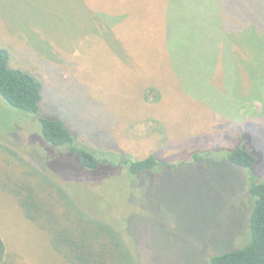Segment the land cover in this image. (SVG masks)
I'll return each mask as SVG.
<instances>
[{"label":"rangeland","instance_id":"rangeland-1","mask_svg":"<svg viewBox=\"0 0 264 264\" xmlns=\"http://www.w3.org/2000/svg\"><path fill=\"white\" fill-rule=\"evenodd\" d=\"M190 1L203 5L199 25L188 19L187 0H0L9 68L39 79L43 113L111 164L81 169L41 143L37 123L1 97L0 147L120 232L137 264H208L244 246L249 173L224 161L225 150L254 155L252 174L264 181V73L258 81L253 72L263 42L223 33L221 1ZM149 88L158 102L145 100ZM150 155L169 167L130 178L117 166L122 156ZM6 175L0 183L12 181ZM0 240L11 264H65L5 192Z\"/></svg>","mask_w":264,"mask_h":264},{"label":"trees","instance_id":"trees-1","mask_svg":"<svg viewBox=\"0 0 264 264\" xmlns=\"http://www.w3.org/2000/svg\"><path fill=\"white\" fill-rule=\"evenodd\" d=\"M184 5L188 19L192 23L203 22L196 15L201 3L187 0ZM228 19L224 21L223 33L241 31L252 39L263 42L264 47V0H218ZM169 2V10L172 11ZM170 11L168 16L170 18ZM226 19V18H225ZM247 32V33H245ZM253 35V37H252ZM230 48V45L228 46ZM242 52V51H241ZM261 60H255L258 81L264 73V51ZM9 56L0 49V97L11 108L24 113L38 125L42 142L55 150H64L75 157L81 169L97 171L101 165H109L107 155L97 158L89 149L77 143L76 137L61 119L47 116L40 108L43 85L39 79L28 72L9 68ZM260 65H263L260 67ZM254 77V76H253ZM256 78V77H255ZM264 80V78H263ZM263 80L260 85L263 86ZM153 97L152 102L159 101L158 92L149 88L145 91V100ZM224 161L243 168L249 173V196L252 200L248 214V233L246 243L238 249L213 256L208 264H264V181L252 174L257 159L243 147L225 150ZM6 162H13L12 168L7 163H0V178H5L9 170L11 182L0 183V192L11 194L26 220L36 224L45 235L51 250L65 264H137V260L125 243L122 234L108 222L83 210L67 191L50 176L41 172L19 158L7 148L0 147V157ZM194 155V162L205 160ZM11 162V163H12ZM10 163V164H11ZM119 168H124L130 178L138 177L162 164L152 155L143 160H134L129 156L120 157ZM16 171V174L14 173ZM0 264H11L5 256V249L0 240Z\"/></svg>","mask_w":264,"mask_h":264}]
</instances>
